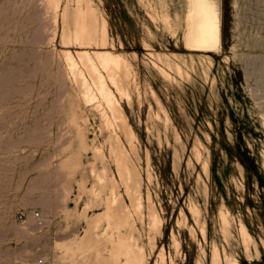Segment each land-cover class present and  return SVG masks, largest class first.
I'll return each mask as SVG.
<instances>
[{"label": "rangeland", "instance_id": "rangeland-1", "mask_svg": "<svg viewBox=\"0 0 264 264\" xmlns=\"http://www.w3.org/2000/svg\"><path fill=\"white\" fill-rule=\"evenodd\" d=\"M153 1L0 0V264H264V0Z\"/></svg>", "mask_w": 264, "mask_h": 264}, {"label": "bare ground", "instance_id": "bare-ground-1", "mask_svg": "<svg viewBox=\"0 0 264 264\" xmlns=\"http://www.w3.org/2000/svg\"><path fill=\"white\" fill-rule=\"evenodd\" d=\"M153 2H155V0ZM170 4H172V3H170ZM167 6H169V5H167ZM179 6H180V4H179ZM160 7H162V5ZM173 14H174V11H173ZM164 15H165V13H164ZM176 15H178V14H176ZM162 16H160V17H162ZM174 16H175V14H174ZM169 18L170 17H169V15L166 12L165 20L170 23V19ZM184 19H185V25H184V31H183V40H184L185 46L187 48L192 49V50L205 51V52L218 51L221 48V46H222L221 0H188L187 1L186 18H184ZM85 28H86V26H82L81 27V31H83ZM176 31H177V29H176ZM170 33H171V31H170ZM172 33L174 34V31ZM171 36H172V34H171ZM102 40H103L104 43L107 42V22L106 21H104L103 24H102ZM67 51H68L67 52V57H68L69 61L72 64H74L75 61L73 60V57H72V55L70 53L71 51L70 50H67ZM97 55H98L99 61L103 65H108L109 63H117V62H119L121 60L120 56H118V55L115 56L109 50L99 51ZM159 55L160 54H158V56ZM208 55H210V54H208ZM80 56L84 60L86 59V62H87L88 65H90L91 67L93 66V61H92V59L90 58L89 54L86 51L81 53ZM97 80H98V83H97L98 84V88L101 91V93L104 95V97L106 98L107 103L110 106V108L112 109V111L115 114H117V117L124 118L123 111L121 110V108H119L115 104V99H114L113 93L110 90H107L105 88V86H104L105 81H104L103 77L100 75ZM89 98H90V96H89ZM128 132H129L130 135L133 134V130H132L131 127H130ZM116 213H117V215L121 216L122 219H126V220L128 219V214L126 212H124V211H122V212L116 211ZM225 216H227V215H225ZM125 223H127V221ZM240 226H242V225H240ZM241 229H243V228H241ZM244 229H246V227H244ZM246 232H245V234H246ZM246 236H244V237H246ZM246 247H248V246L246 245ZM126 249H130V247L126 246ZM142 258H143V254H141V253H140V255L139 254H132V255L129 256L128 261L131 262V264H142ZM229 258H231V256Z\"/></svg>", "mask_w": 264, "mask_h": 264}, {"label": "built area", "instance_id": "built-area-1", "mask_svg": "<svg viewBox=\"0 0 264 264\" xmlns=\"http://www.w3.org/2000/svg\"><path fill=\"white\" fill-rule=\"evenodd\" d=\"M31 215L32 217L34 218L35 222H36V225L37 226H43L44 225V218H43V215L41 213V211L39 209H34L32 212H31ZM18 219L19 221H21L22 223H25L27 222V219H28V216L26 213L24 212H21L19 213L18 215ZM15 264H22L20 262H17ZM37 264H49L48 260L44 257H39L37 259Z\"/></svg>", "mask_w": 264, "mask_h": 264}]
</instances>
